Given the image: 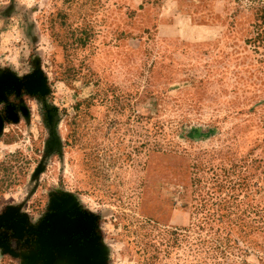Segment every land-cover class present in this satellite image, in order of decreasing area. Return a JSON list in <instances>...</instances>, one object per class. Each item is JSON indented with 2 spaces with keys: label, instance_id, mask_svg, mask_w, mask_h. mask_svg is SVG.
<instances>
[{
  "label": "rangeland",
  "instance_id": "rangeland-1",
  "mask_svg": "<svg viewBox=\"0 0 264 264\" xmlns=\"http://www.w3.org/2000/svg\"><path fill=\"white\" fill-rule=\"evenodd\" d=\"M0 264H264V0H0Z\"/></svg>",
  "mask_w": 264,
  "mask_h": 264
}]
</instances>
